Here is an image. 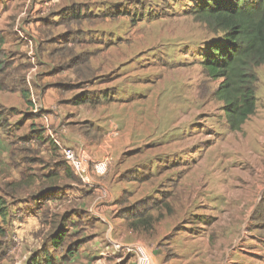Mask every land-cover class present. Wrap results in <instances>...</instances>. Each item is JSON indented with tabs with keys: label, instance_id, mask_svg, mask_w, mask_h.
I'll return each mask as SVG.
<instances>
[{
	"label": "crops",
	"instance_id": "obj_1",
	"mask_svg": "<svg viewBox=\"0 0 264 264\" xmlns=\"http://www.w3.org/2000/svg\"><path fill=\"white\" fill-rule=\"evenodd\" d=\"M57 1L0 0V106L30 115L29 140L41 148L34 158L8 166L11 182L25 180L15 194V210H32L21 219L13 216L9 225L12 239L25 243L26 263L45 247L47 264H264V210H256L264 191L251 210H190L191 221L179 217V210H156L154 223L152 210H127L124 199L145 194L144 184L126 176L144 164L136 153L140 136L156 123L147 126L140 102H73L98 85L93 80L71 88L73 81L97 72L98 46L92 49L88 40L97 25L88 20L85 27L68 28L53 14L73 2L97 1L60 0L63 5L55 10ZM77 29L85 47L77 45L83 43ZM101 54L114 56L112 48ZM250 136L254 139L253 132ZM54 140L82 152L80 173L66 167ZM176 154L177 147H170L163 157L171 162ZM139 227L153 233L141 229L132 236ZM55 234L63 235L59 247L51 241ZM135 243L139 255L128 256Z\"/></svg>",
	"mask_w": 264,
	"mask_h": 264
},
{
	"label": "rangeland",
	"instance_id": "obj_2",
	"mask_svg": "<svg viewBox=\"0 0 264 264\" xmlns=\"http://www.w3.org/2000/svg\"><path fill=\"white\" fill-rule=\"evenodd\" d=\"M96 1V5L88 7L97 15V34L88 40L92 49L98 46V69L90 77L80 78V83L73 81L76 83L71 88L84 82L93 85L97 80L98 85L88 96L105 100L110 97L127 106L140 102L147 126L156 123L140 136L136 153L143 157L144 164L126 176L140 186L144 184L145 194L139 199H124L127 210H152L153 223L156 210H179V217L189 221L190 210H251L264 191V65L255 69V112L239 130H232L226 124L221 103L212 98L218 81L207 78L200 66L207 43L219 39L220 33L209 32L186 13L196 0ZM61 4L57 1L53 9ZM81 25L85 27L77 24ZM86 34L89 37L92 32ZM75 36L83 41L77 45L85 47L86 38L77 30ZM109 47L114 56L101 54ZM63 52L66 56L67 51ZM0 108V194L8 192L15 197L24 186L16 187L18 181L11 182L10 162L34 158L32 154H41V148L32 146L29 140L30 115ZM132 110L134 107L129 109ZM252 132L255 141L250 136ZM175 146L177 154L172 161L164 159L163 152ZM22 193L25 197V190ZM15 205L11 218L21 219L32 211L25 207L15 210ZM141 229L153 233L139 227L131 235L137 237ZM6 231L0 243V264H26L25 243L12 239L9 226ZM51 241L59 243L61 236ZM69 241L70 236L66 239ZM140 248L135 243L128 256L139 255Z\"/></svg>",
	"mask_w": 264,
	"mask_h": 264
},
{
	"label": "trees",
	"instance_id": "obj_3",
	"mask_svg": "<svg viewBox=\"0 0 264 264\" xmlns=\"http://www.w3.org/2000/svg\"><path fill=\"white\" fill-rule=\"evenodd\" d=\"M186 13L194 22L204 24L209 32L220 33L219 39L207 43L200 66L207 78L218 81L212 98L221 103L226 124L232 130H239L256 109L258 76L255 69L264 65V0H196ZM55 14L61 15L59 21L66 24H81L97 19L88 5L82 3L62 7ZM22 96L26 97L24 92ZM109 101L113 100L110 97L105 100L88 96L86 93L73 100L77 105H97ZM24 184L25 180L15 183V186ZM14 199V195L8 192L0 194V243L7 236L6 227L11 222ZM256 210H264V199ZM54 236L57 237L56 234ZM60 242L52 241L54 247ZM47 260V250L42 247L30 256L26 264H47Z\"/></svg>",
	"mask_w": 264,
	"mask_h": 264
},
{
	"label": "built area",
	"instance_id": "obj_4",
	"mask_svg": "<svg viewBox=\"0 0 264 264\" xmlns=\"http://www.w3.org/2000/svg\"><path fill=\"white\" fill-rule=\"evenodd\" d=\"M35 102V100L33 99ZM38 107H34V112H37ZM55 145L58 147L59 152L62 156V159L64 163L67 165V167L75 171L77 173H80L81 171V165L84 164L85 159L81 151H77L74 148L71 147H64L62 146L57 140H54ZM82 179L87 182L89 181V178L87 176H83Z\"/></svg>",
	"mask_w": 264,
	"mask_h": 264
}]
</instances>
